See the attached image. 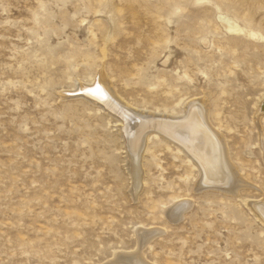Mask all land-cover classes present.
Listing matches in <instances>:
<instances>
[{
  "label": "rangeland",
  "instance_id": "obj_1",
  "mask_svg": "<svg viewBox=\"0 0 264 264\" xmlns=\"http://www.w3.org/2000/svg\"><path fill=\"white\" fill-rule=\"evenodd\" d=\"M100 81L144 122L203 111L236 193ZM263 102L264 0H0V264H264Z\"/></svg>",
  "mask_w": 264,
  "mask_h": 264
},
{
  "label": "bare ground",
  "instance_id": "obj_2",
  "mask_svg": "<svg viewBox=\"0 0 264 264\" xmlns=\"http://www.w3.org/2000/svg\"><path fill=\"white\" fill-rule=\"evenodd\" d=\"M218 19H219L220 23L222 24L224 30H226L228 32V34H243V35H246L248 37H254V38L257 37V35H258L254 30L240 25L237 21L233 20L232 18H230L229 16H227L225 14H219ZM102 76L100 78H102ZM82 87H84V86H82ZM105 87L106 86L104 84V81H100L98 87L96 86L95 88H91V86H90V90L88 89L89 90L88 93L92 94L93 97H96V98L98 96H102L106 100L108 105H112V106L116 105L117 112L124 113L128 119L132 115L133 117H131V118L133 119V121H132L131 125L133 126V128L144 127L143 132L145 133V129L150 126V128H152L151 130H153V132L159 133V134L163 135L164 137L166 136V138L170 139L172 142H175L179 146L180 150L183 149L187 153L188 157L191 160H193L192 162L194 163V165L197 166L199 172H201V174H202V179H200L201 183H208V184L212 183L211 186L215 187L216 189L217 188H223L225 190H228L229 192L234 190L233 192L236 193L235 192L236 188H237L236 183L240 179H238L239 177L236 174V170H234L235 168H234V165H232V162L230 160V156L228 154L229 152H227V150H226V146H225L226 141L224 142L225 138L220 133H218L219 131L218 132L216 131V127H214L210 122L205 121L206 119L204 120V117L201 116L204 113L203 111H200V112L198 111L200 114L202 113L201 115L190 114L188 111L187 114H185L184 116L181 115L179 117L178 116L179 114H173V113L165 112V111L161 112V111L154 109L151 111L153 113H156V112L159 113V115H157V116H159V118L157 119V121L155 120V122H156L155 124H152L151 122H144L145 117L147 116V114H149L148 113L149 111L145 112V110L147 111L149 109H147V108H143L141 110L136 109L137 111L135 110V112H132L131 114L128 111H125V110L123 111V110H121V107L118 104H116V101L114 100L113 96L111 95V93H109L110 91L108 92V90ZM198 105H196V106H198ZM204 106L205 105H203L201 107H204ZM199 107H200V105H199ZM184 108H186V107H183V109L180 112L181 114H182V111L186 112ZM190 109H192V108L190 107ZM202 110H203V108H202ZM193 112H191V113H193ZM152 115L155 116L156 114H152ZM153 116H151V118ZM168 117H170V118H168ZM146 118L149 119L148 117H146ZM206 118H208V117H206ZM152 122H154V121H152ZM118 125L121 126V124H118ZM125 132H126V130H125ZM150 133H152V132H150ZM135 134H137V133H135ZM146 135H148V134H146ZM143 136H144L143 133L140 134L138 139L144 138ZM135 157L139 158V154L137 153ZM138 158H137V161H136V158H134L133 163H131L132 170L139 166L140 162H139ZM135 175L137 176V179H138L137 183L140 182L139 174L135 173ZM133 183H134V181H133ZM135 186H137V185H135ZM223 189H220V190H223ZM233 192H231V193H233ZM191 203H192L191 200H186V199L181 200L180 199V201L171 205L166 210V212H167L166 216L170 217L171 220H173V221H177V220L182 219L184 211L187 210L188 208H190ZM257 207L258 206H255L256 211H257V209H259V207L258 208ZM259 213H260L259 214L260 217H262V220H263L264 208L261 207L259 209ZM160 231H162V228H158V227H156V228L155 227L154 228L149 227V229H146L144 227L138 228V231H137L138 234L137 235L139 237L138 239L141 242V245L143 242L146 241L145 240L146 237L153 238ZM142 256H143V254H142ZM133 260L134 259H132L130 261L133 262Z\"/></svg>",
  "mask_w": 264,
  "mask_h": 264
}]
</instances>
